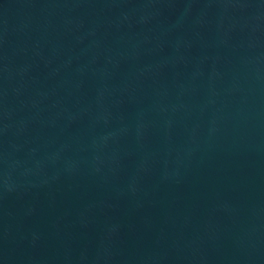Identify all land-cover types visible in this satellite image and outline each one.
Wrapping results in <instances>:
<instances>
[{"label":"water","instance_id":"water-1","mask_svg":"<svg viewBox=\"0 0 264 264\" xmlns=\"http://www.w3.org/2000/svg\"><path fill=\"white\" fill-rule=\"evenodd\" d=\"M0 264H264V0H0Z\"/></svg>","mask_w":264,"mask_h":264}]
</instances>
